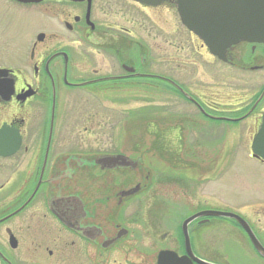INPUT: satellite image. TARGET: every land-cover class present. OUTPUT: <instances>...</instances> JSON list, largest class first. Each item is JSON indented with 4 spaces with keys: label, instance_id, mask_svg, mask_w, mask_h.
I'll return each mask as SVG.
<instances>
[{
    "label": "flooded vegetation",
    "instance_id": "1",
    "mask_svg": "<svg viewBox=\"0 0 264 264\" xmlns=\"http://www.w3.org/2000/svg\"><path fill=\"white\" fill-rule=\"evenodd\" d=\"M10 1L40 6L47 23L38 27L24 59L16 54L11 63L0 64L7 71L0 74V264H160V254L165 264H264V195L255 208H243L255 214L256 224L242 210L199 206L193 197L174 194L176 205L182 201L186 209H174L167 218L165 213L172 214L164 208L167 199L151 192L149 172L134 176L139 161L136 168L97 163L118 154L135 161V154L115 148L116 135L108 142L100 134L97 144H89L86 134L82 138L80 131L68 129L71 106L83 111L93 99L108 110L104 102L111 103L110 120L123 106L110 91L154 90L157 111L164 113L159 134L172 137L169 147L182 152V136L217 131L226 137L231 129L215 124H243L249 157L264 165L250 150L264 112V43L239 41L221 59L185 28L197 55L196 64H187L181 30L176 28L173 38L166 27L165 4L177 13L174 0ZM198 54L205 66L198 64ZM88 87L95 91L89 100L79 93V104L75 93L59 97L60 88ZM217 87H222L223 104L213 100ZM134 101L128 102L138 106L127 108L130 118L156 103ZM96 115L85 114L79 123ZM167 118L173 122L168 126ZM91 145L98 150L91 151ZM222 145L217 150L227 152L229 146ZM136 185L138 192L124 194ZM211 211L240 216L262 252L234 218L206 215ZM229 235L237 240V254L226 250Z\"/></svg>",
    "mask_w": 264,
    "mask_h": 264
},
{
    "label": "rangeland",
    "instance_id": "2",
    "mask_svg": "<svg viewBox=\"0 0 264 264\" xmlns=\"http://www.w3.org/2000/svg\"><path fill=\"white\" fill-rule=\"evenodd\" d=\"M165 6L168 32L171 31L172 37L175 38V29L177 28V32L181 30L183 60L190 58L191 61H188L187 64H196L197 55L193 52V41L190 35H188L185 27L179 23L174 8L168 3ZM40 9V6H23L10 0H0V64L11 63L16 54L21 55V57L23 54V59L25 58L24 55H28L29 44L33 41L37 31L40 30L38 27L47 23V18L44 16L42 18L39 14ZM194 42L195 47L200 46L198 41ZM170 45L169 42V45L167 44L169 48L175 46ZM201 58L202 56L198 54V64L205 66L206 64ZM200 86H205V84L200 83ZM118 89L115 92L110 91L109 95L115 96L117 100H120V106H123L118 108L116 118L114 116V119L107 120L113 115L112 104L104 102L108 110H101L102 105L97 104L98 101L89 100L90 93L95 91L94 88L88 87L83 88V90L74 89L72 91L60 88L59 97L66 92L75 93V104H79V93H82L89 100V104H86V109L83 111L78 106H68L70 107L68 115L71 119L68 129L76 134L80 131L79 134L82 138L86 134L89 144H97L95 141L98 140V135L101 136L100 134L105 135L104 139L108 142L112 135H116L115 148L127 155L135 154L133 159L140 163L141 167L133 171L136 179L140 177L142 169L150 172L148 184L152 186L151 192L165 195L167 201L164 208L172 213H165L167 218L173 215L174 209H180L181 206L186 209L182 201L176 205L171 198L175 195L177 197H193L199 201V206L207 203L208 206L230 208V211L242 210L241 212L253 224H256L255 214L243 211V208L247 207L248 210L255 208L260 196L264 195L261 194L264 193V165L249 157L250 139L244 133L243 124H215V128L227 127L231 129L230 134L226 137L220 136L221 132L218 133L217 131L210 136L207 134L194 137L182 136L179 138L178 144L181 145L183 142L186 149L178 152L175 150L177 146L169 147L172 145L170 144L172 137L169 135L163 137L159 134V130L162 128L160 120L163 116L161 115L164 113L160 114L157 111L160 108L159 103L156 102L159 97L151 93L154 90ZM214 92V99H211L223 104L222 87L215 88ZM144 99L156 103L149 104L145 108L144 114L130 118L127 108L130 110L138 106H129L128 102L135 103L134 100ZM94 113H97L94 120H88L84 124L79 123L80 117ZM170 123L173 122L167 118L166 125L168 126ZM85 127H87V131L83 130ZM142 131H145L146 135ZM90 132L95 133V135H91ZM99 140H101L100 137ZM193 141L197 142L198 148L189 147ZM219 144H223L221 148H228L229 146L228 149L224 150L227 152H219L216 148ZM97 150L96 146L95 148L91 147V151ZM225 164L226 166H224ZM212 169L214 172L211 171ZM225 244L226 250L231 254H237L238 243L234 235H229ZM232 264H239V262L234 261Z\"/></svg>",
    "mask_w": 264,
    "mask_h": 264
},
{
    "label": "water",
    "instance_id": "3",
    "mask_svg": "<svg viewBox=\"0 0 264 264\" xmlns=\"http://www.w3.org/2000/svg\"><path fill=\"white\" fill-rule=\"evenodd\" d=\"M19 3H39L42 0H14ZM142 3L155 4L161 0H136ZM175 0L177 12L182 24L196 34L210 51L223 59L225 50L239 41L264 43V0ZM7 72L0 69V74ZM252 156L264 161V112L261 123L251 142ZM97 163L113 166L136 168L137 160H128L124 155L105 156ZM139 185L124 194L138 192ZM209 216L234 218L247 232L255 249L260 253L262 249L255 239L252 230L238 215L231 212L211 211ZM190 220V219H189ZM187 220V221H189ZM185 223L183 225L186 233ZM169 256V255H168ZM166 260L160 254L159 263ZM175 261V260H174ZM172 261L173 264H176ZM170 264V263H166Z\"/></svg>",
    "mask_w": 264,
    "mask_h": 264
}]
</instances>
